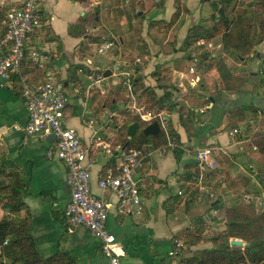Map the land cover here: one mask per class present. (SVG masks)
<instances>
[{
    "label": "crops",
    "instance_id": "obj_1",
    "mask_svg": "<svg viewBox=\"0 0 264 264\" xmlns=\"http://www.w3.org/2000/svg\"><path fill=\"white\" fill-rule=\"evenodd\" d=\"M23 1L0 0V35L4 31L7 10L20 6ZM101 1L109 2L116 12L110 15L107 27L101 24L105 22L103 14L94 18V8ZM141 1L136 0L137 3ZM39 2L42 24L29 34L27 42L30 49L36 48L46 55L44 69L33 68L29 59H26L28 63H24L8 78H0V164L7 171L17 173L24 183L20 197L22 206L16 217L29 223L35 248L42 257L66 253L73 258L74 264H108L100 250L98 239L87 229L78 226L72 231L66 230L63 209L70 199V189L66 182L67 170L60 159H48L45 156L51 141L26 135L13 125H24L27 121V111L21 97L22 82H43L45 72L49 71L56 81L62 82L64 88H71L72 95L65 88L70 103L65 109L64 123L78 131L84 147L88 149V156L94 161L91 167V189L96 194L111 198V195L99 188L98 179L104 175L106 166L119 164L121 159L112 157L101 146H97V143L106 142L113 147L120 144H114L113 141L123 127H126L127 133L131 122L125 124L126 116L119 109L126 107L129 112L132 109L128 104V90L120 83L119 72L128 70L132 79L153 87L157 95L164 93L163 86L172 83L171 98L179 106L183 102L186 104L182 109L183 117L186 116V110L191 109L195 132L189 135L180 122L176 121L177 111L168 114L179 135L180 144L192 148V151L182 150L178 159L174 151L164 145H147L146 148L152 151L150 163L139 173L142 213L119 215L111 212L106 225L125 248L123 264H184L185 257L212 246L205 238L189 246L185 245L182 236L189 229L196 223L205 221L208 227L202 235L210 236L224 228V207L242 201V197L252 200V196L246 192L253 185L241 188V179L245 181L250 176L247 171L245 175L244 167L253 168L258 165L259 160V153L250 141L252 131L243 121L236 126L227 125L229 116L236 107L253 103L257 107V113L264 111V86L251 87L242 93H221L213 102L192 103L195 98L190 95V91L196 90L197 86L192 88L187 84V69L191 60L179 46L187 29L181 34L175 49L165 53L158 47L151 49L148 46L147 49L144 45L148 54L142 57V54L139 55L142 46L129 43L130 32L135 24L130 17L131 11L124 7L122 0ZM65 6L68 8L65 9ZM140 12L142 10H137V13ZM107 40L112 45L99 53V46ZM93 42L97 45L98 56H104L98 57L95 65L86 53L76 52L79 45L87 48ZM177 59L181 62H177ZM158 66L161 72L157 69L154 73ZM105 69L111 70L108 76L102 74ZM251 75L253 78L255 73L252 72ZM76 77L80 80L77 85L71 80ZM100 77L105 78L100 82ZM117 85L118 88H123L126 98L125 102H116L119 109L112 106L117 98ZM92 86L99 95L111 92L109 105L102 103L98 108L92 104L102 122H98L88 111L87 92ZM135 88L133 85V95L138 101L139 92ZM201 94L204 95L203 100L210 96L206 87H203ZM142 101L144 102L143 97L137 103L147 107ZM210 103L211 106L204 112L197 111ZM152 109L168 113L166 109ZM256 116L258 117L255 115L254 118ZM90 118L94 119L93 124L88 123ZM249 122L254 131L261 125L259 121L258 126L253 120ZM234 128L237 132L230 133ZM204 146L214 149L216 167L205 168L201 181L197 183L201 168L193 149ZM259 176L261 183H264V177ZM178 190H182L183 194H178ZM210 194H213V198ZM176 241L181 243V247L175 254H170Z\"/></svg>",
    "mask_w": 264,
    "mask_h": 264
},
{
    "label": "built area",
    "instance_id": "obj_2",
    "mask_svg": "<svg viewBox=\"0 0 264 264\" xmlns=\"http://www.w3.org/2000/svg\"><path fill=\"white\" fill-rule=\"evenodd\" d=\"M41 24L39 0H24L20 6L7 10L4 31L0 35V78H8L26 59H29L30 65L44 69L46 55L36 48L30 49L27 42L29 34ZM196 44L197 51L192 50L189 53L191 63L187 69L186 79L187 84L192 88L196 87L202 78V73L197 67L199 55L206 51L209 56H215L216 52L213 50L221 48V44L214 46L212 41L205 39H199ZM111 45L112 42L107 40L99 46L98 52L102 53ZM119 75L121 85L129 93L130 109L135 110L142 121L158 122L160 132H163L166 139L164 147H178L184 152L192 151V148L174 141L169 128V116L164 110H149L137 103L133 95L131 72L122 70ZM104 78L100 77L99 81ZM100 89L104 90L102 87ZM21 97L25 103L27 121L24 125H13L14 128L26 135L44 140L48 135H53L54 138L45 156L48 159H60L66 167V182L70 189V199L63 209L66 230L72 231L78 226L84 227L98 239L100 250L107 258L108 264H123L125 248L109 230L106 221L111 212L119 215L142 213L139 173L149 165L151 149L127 148L121 144L112 147L110 143L98 142L97 146H101L112 157L121 159V162L106 166L104 175L98 179L99 188L111 195V198L96 194L90 184L94 161L88 156V149L84 147L78 131L64 123L65 109L70 103V97L62 82L56 81L52 74L46 71L43 82H22ZM210 106L211 103L197 111L202 113ZM88 123L93 124L94 119L90 118ZM235 132L237 129L234 128L230 133ZM193 151L201 168L196 180L199 183L205 168L216 167L214 149L204 146L196 147ZM178 194H183V191L178 190ZM210 197L213 198V194H210ZM180 247L181 243L176 241L170 254H175Z\"/></svg>",
    "mask_w": 264,
    "mask_h": 264
},
{
    "label": "trees",
    "instance_id": "obj_3",
    "mask_svg": "<svg viewBox=\"0 0 264 264\" xmlns=\"http://www.w3.org/2000/svg\"><path fill=\"white\" fill-rule=\"evenodd\" d=\"M251 1L247 4L240 3V5L245 7L242 9L241 7H235V0L210 1V6L216 10L218 15L217 17H211V27H204L202 24L197 23L188 29L180 46V49L185 51V56H190V51L196 47V41L212 36L214 32H220L223 53L226 54L230 50L236 57L239 59L243 58L247 62L248 59H245V54L249 53L253 46V35L258 32H264V20H257L254 15H247L245 12L246 8H251L249 7L252 5ZM257 1L260 3L261 10L264 11V0ZM230 5L231 8L228 10L227 7ZM220 8L222 13L219 12ZM172 17L174 20L177 16L173 13ZM144 49L145 52L142 51V55L148 54L146 47ZM225 60L223 54L217 56L205 55L197 62V67L204 71L205 74L217 71L219 75V79L213 87V91H216L218 96L214 97L213 92L209 93L210 96L205 98V102H213L219 97V94L228 93V91L232 93L243 92L241 85L244 79L233 75L224 64ZM24 63H28V61L25 60L22 65ZM33 68L37 67L33 66ZM157 69L161 72V68L158 66L154 73L157 72ZM203 80L204 76L202 74V78L196 87L197 90L203 91ZM132 82L134 87H136V91L139 92L137 94L138 100L143 97L148 108L167 109L168 111L173 109L174 99L171 98L172 83L163 86L164 93L157 95L153 87L138 83L135 78L132 79ZM97 95L98 93H93L89 100V105L92 104ZM115 95L117 98L112 106L117 109L118 104L116 102H123V88H119ZM119 110L126 116L125 124L137 121L139 128L134 134L128 135L126 127H123L115 141H113L114 144L120 143L127 148H143L149 144L160 146L166 143L162 131L156 135H145L142 132V127L147 122L141 121L135 114L127 111L126 107ZM233 111V114H241L248 111L256 114L257 107L250 103L236 107ZM185 117L186 119L181 120L180 124L189 135H192L195 132L193 126L194 117L192 115ZM232 126H236V124ZM169 128L176 142L180 143L179 135L170 120ZM251 143L264 157V129L254 131L251 135ZM172 150L179 159L183 152L182 149L174 147ZM23 185L24 183L17 173L7 171L4 165L0 164V264H74L73 258L66 253H59L56 256L44 258L36 250L34 240L30 234L29 223L23 218L16 217L22 206L20 197ZM253 208L254 206L250 200H243L224 207V228L215 231L210 236L202 235L208 227L205 221L196 223L192 229H189L182 236L184 244L189 246L205 238L211 242L212 246L198 250L193 255L185 257L183 259L184 264H264V211H254ZM232 238L241 239L244 242L243 245L231 244Z\"/></svg>",
    "mask_w": 264,
    "mask_h": 264
},
{
    "label": "rangeland",
    "instance_id": "obj_4",
    "mask_svg": "<svg viewBox=\"0 0 264 264\" xmlns=\"http://www.w3.org/2000/svg\"><path fill=\"white\" fill-rule=\"evenodd\" d=\"M120 0H118L119 2ZM210 1L212 0H146L145 2L142 0L141 2L137 3L136 0H122V2L125 4V8L127 7L130 13V17L134 21V29L131 30L130 36H129V43L138 45V47L142 46V51L145 52V46L148 48V46L151 47V49H156L157 47L164 51L165 53H168L169 51L175 49V46L178 40L181 39V34L184 33L187 29L190 27L195 26L197 23L202 24L204 27H211L212 21L211 17L215 16L217 17V12L215 9H213L210 6ZM251 0H235V7H241L245 8L244 6L240 5V3L247 4ZM252 5L249 6L251 8H246L245 12L246 14L254 15L255 19L257 20H264V11L261 10L260 3L257 0L251 1ZM68 7L65 6V9ZM114 7L109 2L101 1L99 4L94 8V13H96L94 18H98L99 14H103L102 17L105 19V22L101 23L103 26H106V23H109V17L110 15L116 13ZM126 8V9H127ZM231 5L227 7L228 10H230ZM137 10L141 11L140 13H137ZM173 13H175V19L173 20ZM146 18L144 19V17ZM126 22H128L127 18H124ZM145 21H142V20ZM173 21H172V20ZM172 21V22H170ZM143 22V26H142ZM96 24V23H93ZM126 24V23H125ZM107 32V31H105ZM143 33V36L141 34ZM187 32L185 33L186 36ZM184 36V37H185ZM184 37L181 39L179 46H181L182 41ZM97 38V37H95ZM94 38V39H95ZM205 40L212 41L213 45L216 46L218 43L221 44V48H215L216 55L223 54V57H225L224 64L228 67L230 72L233 75H237L238 77H242L244 79L243 84L241 85L243 92L248 90V88H260L264 86V32H258L257 34L253 35V46L250 49V52L245 54V59L247 58L248 61L246 62L243 58L239 59L236 57L233 53L230 52V50L224 54V50L221 43V34L220 32H214L212 36L201 38ZM197 43V41H196ZM195 43V44H196ZM90 47L84 48L82 45H79V47L76 49L77 53H86L89 57L92 58L94 65L96 64L97 60L100 57H104L103 55L98 56L96 49L97 45L95 42L90 43ZM197 45V44H196ZM156 47V48H155ZM198 47L193 48V50L197 51ZM140 52L139 55L142 53ZM208 55V52H202L199 57L202 58L203 56ZM257 55V56H256ZM259 55H261L259 57ZM144 57L143 55H141ZM99 57V58H98ZM180 59V58H179ZM177 59V62H181V60ZM181 68H183L182 65H180ZM204 80L202 85L206 87L208 93H214V97H217L216 91H213V87L217 80L219 79V75L217 71H213L211 73L205 74L204 71H202ZM254 72L255 76L252 78L251 73ZM171 78V77H170ZM74 84H79L80 80L79 78L71 79ZM178 80V79H176ZM106 88H109V86H105ZM119 87L118 85L116 86ZM67 92H69L72 95V91L70 87H65ZM119 89V88H118ZM85 90V88H84ZM97 89L92 86L89 91L87 92L88 102L95 93ZM201 90H192L190 91V95L195 98V101H191L192 103L200 104L204 102L203 97L204 95L201 94ZM229 94L232 92L228 91ZM242 93V92H241ZM84 95H86L84 93ZM111 98V92H105V94H98L94 98V103L96 107H100L102 103H106L107 105L110 104L109 99ZM122 98V97H121ZM128 100V98H127ZM138 100V99H137ZM172 100V99H171ZM122 101H126V98L123 97ZM140 99L137 101L140 103ZM143 102V101H142ZM145 103V102H143ZM88 105V111L90 110V114L96 118V120L99 122H102L101 119L98 118L99 113L96 111L93 105ZM185 103L183 102L182 105H178L174 102L173 109L167 110V114L172 113L174 111H177L178 114L176 116V121L180 122L181 120H185L186 117H183V111L182 109L185 107ZM146 109L153 110L152 108H148L145 106ZM234 112V111H233ZM231 114L228 127H231L233 124H238L241 121H243L249 129H251V135L254 133V130L251 128L250 120H253V123L258 126V121L260 122V126L258 130L264 129V111H261L260 113H235ZM132 114H135L140 120L141 118L137 114L135 110H131ZM192 111L191 109L186 110V116L191 115ZM255 115H258V117ZM170 122L172 123V120L169 117ZM142 121V120H141ZM256 130V131H258ZM176 142V140H174ZM251 141V139H250ZM166 144V143H165ZM173 149V148H170ZM255 150L258 152L257 148ZM259 153V152H258ZM258 165L253 168L244 167L243 170L246 173H250V176H247L249 179L243 180L241 179V188L245 189L246 185L251 187L253 185V188H250L249 192H246L247 194L252 196V200L242 197V201L250 200L252 205L254 206V211H264V183H261V177L259 175H262L264 177V157L259 153V160L257 161ZM247 171V172H246ZM238 177V176H237ZM240 180L237 179V182ZM264 182V181H263ZM240 183V182H239ZM251 185V186H250ZM252 191V193H250ZM245 193V192H244ZM243 194V193H241ZM242 196V195H241Z\"/></svg>",
    "mask_w": 264,
    "mask_h": 264
},
{
    "label": "water",
    "instance_id": "obj_5",
    "mask_svg": "<svg viewBox=\"0 0 264 264\" xmlns=\"http://www.w3.org/2000/svg\"><path fill=\"white\" fill-rule=\"evenodd\" d=\"M219 12L222 13V9H219ZM101 71V70H100ZM111 73L110 69H105L102 71V74L104 76H108ZM139 128V123L137 121L131 122L128 127H127V134L132 135L135 133V131ZM142 132L145 135H156L160 132V127L158 125V122L156 120H153L149 123H147L144 127H142ZM53 135H48L47 140L52 141L53 140ZM231 244L235 245H243V241L241 239H233L231 240Z\"/></svg>",
    "mask_w": 264,
    "mask_h": 264
}]
</instances>
